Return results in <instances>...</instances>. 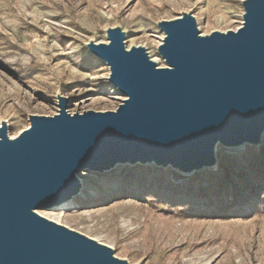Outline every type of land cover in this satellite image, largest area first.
Masks as SVG:
<instances>
[{
  "label": "rangeland",
  "instance_id": "rangeland-1",
  "mask_svg": "<svg viewBox=\"0 0 264 264\" xmlns=\"http://www.w3.org/2000/svg\"><path fill=\"white\" fill-rule=\"evenodd\" d=\"M243 1L0 0V138L14 139L31 115L52 116L62 105L69 114L115 111L126 96L87 46L106 41L109 29L124 32L125 49L141 45L156 56L160 23L191 15L199 33L233 30ZM216 157L189 172L84 168L60 224L127 264H264V134L258 145H219ZM34 211L49 220L61 212Z\"/></svg>",
  "mask_w": 264,
  "mask_h": 264
},
{
  "label": "water",
  "instance_id": "water-1",
  "mask_svg": "<svg viewBox=\"0 0 264 264\" xmlns=\"http://www.w3.org/2000/svg\"><path fill=\"white\" fill-rule=\"evenodd\" d=\"M243 4L244 24L235 33L199 37L191 15L160 23L167 67L126 51L120 30L109 29L110 43L92 50L126 96L115 111L69 114L62 105L52 116L31 115L14 139L1 133L0 264H127L111 247L34 210L71 199L74 174L84 168L154 158L172 163L165 168L198 170L212 160L217 140L261 143L264 0Z\"/></svg>",
  "mask_w": 264,
  "mask_h": 264
},
{
  "label": "bare ground",
  "instance_id": "bare-ground-1",
  "mask_svg": "<svg viewBox=\"0 0 264 264\" xmlns=\"http://www.w3.org/2000/svg\"><path fill=\"white\" fill-rule=\"evenodd\" d=\"M234 16H237V17H241V23H240V26L239 27H237L236 29H233V30H227V31H223L222 33L223 34H226V33H228V32H233V33H235L240 27H242L243 26V24H244V20H245V14H242L241 16L239 15V14H235ZM217 20L219 21V22H221V21H223L224 20V15H219L218 16V18H217ZM115 29H117V28H114V29H110L111 31H114ZM111 31H108L106 34V41H104L103 43L102 42H90V43H88V47L92 50L95 46H101V45H108L109 43H110V32ZM211 34V33H210ZM210 34H204V33H200L199 34V37H208V36H210ZM120 35H121V38H122V41H123V39H124V37H125V34H124V32H122V31H120ZM168 36H166V35H164V39L161 41V43L157 46V55L156 56H153V55H151V54H149V52L144 48V47H142L141 45H133V46H131L130 48H127V49H125L126 51H131V50H140L141 52H144L145 53V55H146V58H147V60L151 63V64H153L155 67H158V68H160V67H163V66H161V65H159V60L160 61H163L164 62V60H162L161 59V56H160V54H159V49H160V46H162V45H164V43H165V41H166V38H167ZM92 52H93V55L95 56V57H97V58H99V59H103L104 60V63L105 64H107V62L105 61V58L102 56V55H100V54H97L96 52H94L93 50H92ZM102 60V61H103ZM109 67V66H108ZM164 67H167V66H164ZM111 75H112V72L110 71L109 73H108V80L111 82V84H113L112 83V81L110 80V78H111ZM117 89H118V91H119V88H118V86L117 85H115V84H113ZM121 92V91H120ZM29 127H30V125H29ZM20 134V133H19ZM18 134V135H19ZM263 134H264V129H263ZM262 134V135H263ZM249 141V140H248ZM248 141H245V142H243V143H226V144H224L223 146H226V147H232V148H239L240 146H242L243 144H245V143H248ZM249 144V143H248ZM219 145H222V143L220 142V141H216V143H215V145H214V148H213V150H212V160L208 163V165L207 166H205L204 168H207V167H212V166H214V164L216 163V161H217V157H216V151L219 149ZM258 145V144H257ZM137 163H139V164H154V165H156V166H159V167H165V166H167V165H169V166H172V163H170L169 162V164H162V163H158V162H156V160H154V158H149V159H146V160H142V159H138L137 161H124V162H114L113 164H111L110 166H108L107 168H103V169H101V170H110V169H112V168H115L116 167V165L117 164H131V165H133V164H137ZM186 171H188L189 172V170H185V172ZM187 174V173H186ZM74 178L77 180V191H76V193H75V195L76 194H78V192H80V190H82L81 188H82V183H81V181H80V179L78 178V174L77 173H75L74 174ZM74 196V195H73ZM72 196V197H73ZM75 204V198L73 199V198H69V197H67V198H64V199H62L57 205H51V207H53V206H58V210L59 211H61L60 213H57L58 214V216H56L55 217V219L53 218V220L51 219V221H49L48 220V222H53L54 224H56V225H61L60 224V222H62V217L64 216V214H65V209H68L69 207H71V206H73ZM50 208V207H49ZM27 213H33V212H31V211H27ZM59 214H61V215H59ZM63 218H67L66 216H64ZM47 221V220H46ZM89 238V237H88ZM109 250H110V248L109 247H107Z\"/></svg>",
  "mask_w": 264,
  "mask_h": 264
}]
</instances>
